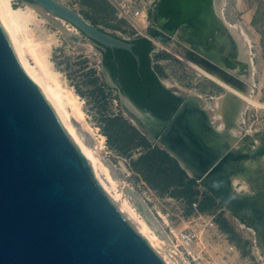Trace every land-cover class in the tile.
<instances>
[{"label": "rangeland", "instance_id": "rangeland-1", "mask_svg": "<svg viewBox=\"0 0 264 264\" xmlns=\"http://www.w3.org/2000/svg\"><path fill=\"white\" fill-rule=\"evenodd\" d=\"M57 1L119 38L149 39L154 45L152 68L163 85L182 98L181 105L193 94L204 96L210 106L230 92L244 100L235 127L238 145L217 157L201 177H189L160 145L169 126L154 139L123 109L119 90L105 75L104 48L40 6L12 0L13 7L29 11L26 31L65 89L78 97L81 114L71 119L79 134L98 150L104 168L168 258L177 264H264V0H226L223 9L225 19L241 26L249 38V82L182 37L167 34L169 41L157 42L152 31L157 30L153 26L158 0ZM211 174L220 182L213 175L209 178ZM215 183L221 185L220 194L213 189ZM125 217L138 231V222Z\"/></svg>", "mask_w": 264, "mask_h": 264}, {"label": "water", "instance_id": "water-1", "mask_svg": "<svg viewBox=\"0 0 264 264\" xmlns=\"http://www.w3.org/2000/svg\"><path fill=\"white\" fill-rule=\"evenodd\" d=\"M25 1L104 49L129 52L140 66L132 42L93 26L57 0ZM105 75L119 90L106 70ZM119 92L123 109L150 137L157 139L169 126L180 131L173 148L194 145L201 115L191 108L194 104L186 107L187 120L176 118L183 104L162 121ZM0 264H167L104 190L85 153L21 65L1 23Z\"/></svg>", "mask_w": 264, "mask_h": 264}, {"label": "bare ground", "instance_id": "bare-ground-1", "mask_svg": "<svg viewBox=\"0 0 264 264\" xmlns=\"http://www.w3.org/2000/svg\"><path fill=\"white\" fill-rule=\"evenodd\" d=\"M225 1L158 0L154 14V24L157 27L153 26L158 31L153 30L152 35L155 36L157 42L169 41L167 34L182 37L190 41L192 46L202 55L208 56L217 62L226 63V66L229 64L228 67L232 73L239 74L244 81L249 82L251 81L253 67L250 41L241 26L225 19L223 14ZM29 21L30 13L28 10L13 7L12 0H0V23L8 35L21 65L35 80L53 106L67 133L75 139L85 153L104 190L118 203L122 213L129 219H134L138 222V232L147 239L156 252L168 264H177L168 258L165 247L151 233L147 224L138 217L129 202L127 194L120 188L119 183L112 177L110 172L104 168L98 156V150L79 134L71 119L72 114H81L78 97L71 90L65 89L57 73L52 70L45 53L38 48V44L26 31ZM30 56L34 60V64L30 62ZM190 103L194 104V106L197 105V107L193 106L191 108L201 113V115H197L196 122L199 123V131H197L198 133L193 140L194 145L189 146V144L185 143L186 149L173 148L171 144L179 140L178 134H180V131L175 128H168L159 140L160 145L165 150L167 149L166 151L178 161L185 171L200 176L201 172L204 169H210L213 161L215 162L218 159L217 157L222 155L228 148L238 145V135L235 132V127L245 103L244 100L239 101L236 99L230 92L227 95L216 98L214 104L210 106L204 96L193 94L179 109L176 118L187 120L186 107ZM68 106L72 108V113L69 111ZM193 152L196 153L194 154ZM219 166L217 167L219 168ZM216 170L218 171V169ZM218 174L220 176V172ZM212 175L208 177L212 178ZM213 179L215 181L216 177ZM216 180L219 181L218 179ZM213 189L220 194V183H215ZM252 203L254 202H250L248 205ZM253 205L250 206L253 208ZM263 206L261 205L260 207L263 208ZM263 211L260 214H263ZM257 216L262 215L258 214ZM261 225L264 224L261 222Z\"/></svg>", "mask_w": 264, "mask_h": 264}, {"label": "trees", "instance_id": "trees-1", "mask_svg": "<svg viewBox=\"0 0 264 264\" xmlns=\"http://www.w3.org/2000/svg\"><path fill=\"white\" fill-rule=\"evenodd\" d=\"M132 42L135 44L134 53L140 58L143 65L141 69L142 77L139 74L140 69L137 67L133 55L127 51L105 48L104 65L110 68L114 78L117 77L119 72H122V76L127 81V91L140 107L146 108L160 118L169 121L182 104V98L166 88L152 69L151 53L154 50L153 43L144 37ZM129 83L136 90L141 91L139 97L129 90Z\"/></svg>", "mask_w": 264, "mask_h": 264}, {"label": "flooded vegetation", "instance_id": "flooded-vegetation-1", "mask_svg": "<svg viewBox=\"0 0 264 264\" xmlns=\"http://www.w3.org/2000/svg\"><path fill=\"white\" fill-rule=\"evenodd\" d=\"M133 43V42H132ZM133 45L135 46V44L133 43ZM133 46V48H134ZM124 51V50H123ZM140 59V58H139ZM136 61V60H135ZM137 64V62H136ZM137 67L140 69L139 71V74L140 76L142 77V74H141V69L143 68V65L141 63V60H140V66L137 65ZM146 67V65H145ZM120 69H121V66H120ZM153 69V68H152ZM105 70L106 72L110 75V77L112 78V80L118 85V88H119V91H121L122 93L126 94L140 109L144 110V111H147V112H151L152 114H154L159 120H162V121H166L162 118H160L158 115H156L154 112L146 109V108H142L140 107L136 101L133 99V97L130 95V93L127 91V81H125L126 79L122 76V72H119L117 77L114 78L113 75H112V72L110 70L109 67L105 66ZM129 90L132 92V94L136 95L137 97H139L141 95V91L140 90H136L130 83H129Z\"/></svg>", "mask_w": 264, "mask_h": 264}]
</instances>
